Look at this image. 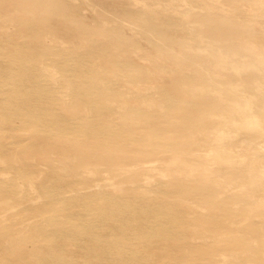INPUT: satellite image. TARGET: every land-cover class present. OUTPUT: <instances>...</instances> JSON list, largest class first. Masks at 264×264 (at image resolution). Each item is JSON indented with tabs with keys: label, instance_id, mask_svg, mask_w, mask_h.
Returning <instances> with one entry per match:
<instances>
[{
	"label": "bare ground",
	"instance_id": "obj_1",
	"mask_svg": "<svg viewBox=\"0 0 264 264\" xmlns=\"http://www.w3.org/2000/svg\"><path fill=\"white\" fill-rule=\"evenodd\" d=\"M42 1L0 23V264H264V0Z\"/></svg>",
	"mask_w": 264,
	"mask_h": 264
},
{
	"label": "rangeland",
	"instance_id": "obj_2",
	"mask_svg": "<svg viewBox=\"0 0 264 264\" xmlns=\"http://www.w3.org/2000/svg\"><path fill=\"white\" fill-rule=\"evenodd\" d=\"M67 2L71 8L72 14L79 18L83 17V20L88 24H100L104 20L112 22V20L114 19V15L117 14V12H122V14L125 15L124 17L126 19L137 18L139 16L138 11L129 4V0H67ZM90 5L91 7L94 6L95 9H98V12H96L95 15H93V11L92 8H90ZM56 8L57 7H55L54 4H51L46 7L42 0H0V23L2 21H5L4 18L6 14L13 15L17 21L18 26L17 36L22 37L28 35V32L25 29L24 22H27V20L33 18V16H35V12H39L38 15L40 17L42 16L52 18L55 15ZM45 9H48V13L44 12ZM56 27L58 29V34L61 37L66 38L68 40L72 39L73 33L67 25H58ZM90 27L92 30L87 29L88 31H86V33H84L83 35L89 38H96L102 36V34L99 33V30H97V28L92 26ZM136 62L139 64H145V62L139 59L136 60ZM261 121L264 122L263 116H259L257 123H262ZM21 133L27 134V131L21 130ZM251 134L252 133L250 130L241 129V131L239 132L232 133L231 136L233 138H231L230 141H232V143L242 141H244V143H247V138L250 137ZM253 143H258L257 147L250 148L248 152L240 151V149L237 147H231V150H235V152L241 153L238 156L245 155L246 159L249 160L250 163H252L254 159L257 160V165L259 164V166H264V137L257 138V140L253 141ZM152 164L158 165L155 162ZM238 190V188H235L233 192H238ZM259 198L264 200V193L260 194ZM242 200L250 201L251 196L245 195ZM238 206H240V204ZM193 207L194 210H198L197 213L205 215L209 214V211L204 206L196 204ZM190 215L195 216L196 213L192 211ZM249 219L259 223H261L262 221V218L259 216H252L251 218L249 217ZM246 220L247 219L245 216L240 218H226L227 223H233L234 227L239 230L244 228ZM197 240L200 241L198 237L192 238V242L197 243Z\"/></svg>",
	"mask_w": 264,
	"mask_h": 264
}]
</instances>
